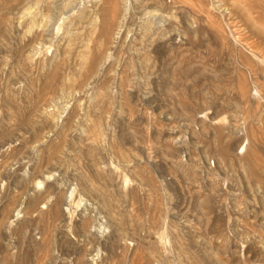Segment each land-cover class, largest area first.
<instances>
[{"label":"rangeland","instance_id":"rangeland-1","mask_svg":"<svg viewBox=\"0 0 264 264\" xmlns=\"http://www.w3.org/2000/svg\"><path fill=\"white\" fill-rule=\"evenodd\" d=\"M42 1L0 0V264H264V0Z\"/></svg>","mask_w":264,"mask_h":264},{"label":"bare ground","instance_id":"bare-ground-1","mask_svg":"<svg viewBox=\"0 0 264 264\" xmlns=\"http://www.w3.org/2000/svg\"><path fill=\"white\" fill-rule=\"evenodd\" d=\"M95 2L96 1H99V0H94ZM42 2H44V0L42 1ZM41 2V3H42ZM60 3V2H62V3H60L61 4V6H62V8H63V10L61 9L60 10V12H58L59 14H60V16H59V19L61 20L60 21V23H59V25H58V27L57 28H60V26L61 25H63L64 23H65V20L66 19H68L69 18V12H72L73 10H78L77 9V3L74 1V0H53V3L52 4H56V3ZM46 3V2H45ZM51 3V2H50ZM82 3V2H81ZM78 5H79V3H78ZM94 5H96V3L94 4ZM33 6H35V5H33ZM48 6V5H47ZM54 6V5H53ZM37 7V6H36ZM46 6L44 5V8H45ZM49 7V6H48ZM94 7H96V6H94ZM55 10V9H54ZM41 7H39V11H38V14H41V15H44V12H43V14L41 13ZM43 11H44V9H43ZM49 11V10H48ZM79 11V10H78ZM81 11V10H80ZM79 11V12H80ZM33 13V12H32ZM30 15V14H29ZM79 15H82V13H80ZM35 16H36V14H35ZM77 17H78V15H77ZM79 17H81V16H79ZM34 18H36V17H34ZM84 18H86V17H84ZM83 18V19H84ZM97 19V17H95V20ZM81 20V19H80ZM79 20V21H80ZM119 22V21H118ZM79 23V22H78ZM33 24V23H32ZM147 24V23H146ZM149 27V26H148ZM58 31H59V29H58ZM110 44H111V42H110ZM124 85V84H123ZM40 183V181L38 182V184ZM79 204V203H78ZM17 215V214H16Z\"/></svg>","mask_w":264,"mask_h":264}]
</instances>
